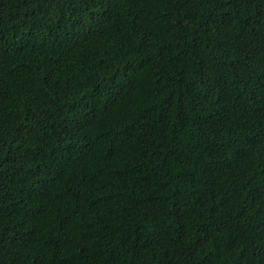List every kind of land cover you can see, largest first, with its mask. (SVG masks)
<instances>
[{
  "label": "trees",
  "instance_id": "trees-1",
  "mask_svg": "<svg viewBox=\"0 0 264 264\" xmlns=\"http://www.w3.org/2000/svg\"><path fill=\"white\" fill-rule=\"evenodd\" d=\"M0 264H264V0H0Z\"/></svg>",
  "mask_w": 264,
  "mask_h": 264
}]
</instances>
